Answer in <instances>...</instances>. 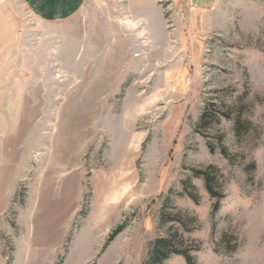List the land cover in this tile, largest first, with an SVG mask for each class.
I'll return each mask as SVG.
<instances>
[{
  "label": "rangeland",
  "instance_id": "rangeland-1",
  "mask_svg": "<svg viewBox=\"0 0 264 264\" xmlns=\"http://www.w3.org/2000/svg\"><path fill=\"white\" fill-rule=\"evenodd\" d=\"M211 100L232 118L201 128ZM164 238L264 264V0H89L55 26L0 0V264H150Z\"/></svg>",
  "mask_w": 264,
  "mask_h": 264
},
{
  "label": "trees",
  "instance_id": "trees-1",
  "mask_svg": "<svg viewBox=\"0 0 264 264\" xmlns=\"http://www.w3.org/2000/svg\"><path fill=\"white\" fill-rule=\"evenodd\" d=\"M224 107L227 106L225 105ZM229 108L227 111L218 109L217 105L211 100L207 106L205 107L202 116L200 118L199 126L202 128H209L212 126H216L220 124L222 118L231 119L232 114L229 112ZM242 124L240 121L237 122L236 131L240 134L239 129L241 128ZM240 127V128H239ZM212 151L214 150L213 146H210ZM222 151L226 154V150L222 148ZM196 177L203 178L206 182L207 190L211 193L213 197L222 199L213 189V183L216 181L215 176L211 174L209 171H195ZM220 201L214 207V212L219 211L220 209ZM182 255L187 260L188 264H194L193 257L188 254V252H182L175 247V244L171 238H164L156 241L154 244L153 250L151 252V261L150 264H164L171 255Z\"/></svg>",
  "mask_w": 264,
  "mask_h": 264
},
{
  "label": "crops",
  "instance_id": "crops-1",
  "mask_svg": "<svg viewBox=\"0 0 264 264\" xmlns=\"http://www.w3.org/2000/svg\"><path fill=\"white\" fill-rule=\"evenodd\" d=\"M32 15L49 26L60 25L73 20L80 14L89 0H23ZM105 0H102L104 4ZM129 6H147L155 0H126ZM217 0H191L192 4L207 7ZM201 10V9H200ZM203 10V9H202ZM52 32V30H50Z\"/></svg>",
  "mask_w": 264,
  "mask_h": 264
},
{
  "label": "bare ground",
  "instance_id": "bare-ground-1",
  "mask_svg": "<svg viewBox=\"0 0 264 264\" xmlns=\"http://www.w3.org/2000/svg\"><path fill=\"white\" fill-rule=\"evenodd\" d=\"M144 36V35H143Z\"/></svg>",
  "mask_w": 264,
  "mask_h": 264
}]
</instances>
